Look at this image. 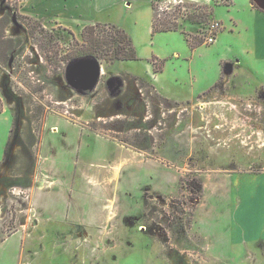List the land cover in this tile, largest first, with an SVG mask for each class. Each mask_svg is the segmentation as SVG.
<instances>
[{
    "label": "rangeland",
    "instance_id": "obj_1",
    "mask_svg": "<svg viewBox=\"0 0 264 264\" xmlns=\"http://www.w3.org/2000/svg\"><path fill=\"white\" fill-rule=\"evenodd\" d=\"M154 2L201 45L211 22L226 29L202 4ZM141 14L105 19L137 35ZM32 18L0 63V264H264V55H233L210 90L170 101L123 91L140 66L116 60L75 83L82 29Z\"/></svg>",
    "mask_w": 264,
    "mask_h": 264
},
{
    "label": "crops",
    "instance_id": "obj_2",
    "mask_svg": "<svg viewBox=\"0 0 264 264\" xmlns=\"http://www.w3.org/2000/svg\"><path fill=\"white\" fill-rule=\"evenodd\" d=\"M154 1L22 0L21 12L78 32L84 26L98 22L121 27L111 17L105 19L119 9L133 14V24L136 26L142 23L141 13L145 11L142 32L136 35L128 31L126 26L121 27L127 30L138 59L119 61L126 66H140V69L134 66L128 71L123 70V86L120 84L123 91L130 83L128 80H131L138 93L142 94L145 89L152 87L160 97L181 102L210 90L223 75L222 64L229 62V57L233 55L238 56V62L234 65L249 60L260 67L264 55V9L254 4V0H188L211 7L214 17L226 27L217 33L212 45L199 44L196 47L189 45L181 30L152 33ZM152 59L160 61L161 69L155 70ZM170 66L174 72L172 81L166 75ZM186 82L189 85L186 86ZM183 85L187 87L186 90L182 88Z\"/></svg>",
    "mask_w": 264,
    "mask_h": 264
},
{
    "label": "trees",
    "instance_id": "obj_3",
    "mask_svg": "<svg viewBox=\"0 0 264 264\" xmlns=\"http://www.w3.org/2000/svg\"><path fill=\"white\" fill-rule=\"evenodd\" d=\"M153 2L152 7L154 9ZM202 6L212 9L207 6ZM177 16H174V18ZM172 17L160 19L157 13L153 14L152 18V33L176 31L179 29L177 20H172ZM188 19H192L193 15H187ZM31 20L36 23V19L21 12L20 0H0V63L5 65L10 61L13 52L19 49L20 42L18 33L22 20ZM15 27L17 31L15 36L9 33L10 26ZM19 27V28H18ZM182 33H184L181 30ZM186 40L191 47H196L202 43V39L190 34H185ZM82 40L79 49H75L72 54H69L68 60L79 58L83 56H92L94 58L103 59L106 62L113 60H135L137 53L135 46L132 43L130 36L127 32L113 23H94L86 25L81 30ZM154 59H152V62ZM154 64V63H153ZM155 66V65H154ZM155 70L161 69V66L154 67ZM1 111V109H0Z\"/></svg>",
    "mask_w": 264,
    "mask_h": 264
},
{
    "label": "water",
    "instance_id": "obj_4",
    "mask_svg": "<svg viewBox=\"0 0 264 264\" xmlns=\"http://www.w3.org/2000/svg\"><path fill=\"white\" fill-rule=\"evenodd\" d=\"M254 2L264 9V0H254ZM95 59L92 56H83L71 60L70 77H72L75 83L84 85L85 81H87L89 84H93L97 80L100 68L96 64V61H94Z\"/></svg>",
    "mask_w": 264,
    "mask_h": 264
},
{
    "label": "built area",
    "instance_id": "obj_5",
    "mask_svg": "<svg viewBox=\"0 0 264 264\" xmlns=\"http://www.w3.org/2000/svg\"><path fill=\"white\" fill-rule=\"evenodd\" d=\"M219 27H220V23L218 21H213L207 26V33L204 36V43L211 44L215 41Z\"/></svg>",
    "mask_w": 264,
    "mask_h": 264
}]
</instances>
